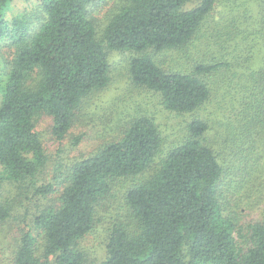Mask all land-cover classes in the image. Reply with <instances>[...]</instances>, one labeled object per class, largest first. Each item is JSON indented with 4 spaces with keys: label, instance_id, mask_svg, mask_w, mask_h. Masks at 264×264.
<instances>
[{
    "label": "trees",
    "instance_id": "trees-1",
    "mask_svg": "<svg viewBox=\"0 0 264 264\" xmlns=\"http://www.w3.org/2000/svg\"><path fill=\"white\" fill-rule=\"evenodd\" d=\"M14 1L0 0V45L15 49L0 75V178L49 203L13 264H264V215H246L264 186V0H116L104 17L109 0H37L8 18ZM171 52L187 62L158 60ZM112 53L184 119L182 136L136 107L114 140L48 180L38 119L67 139L112 83ZM10 218L0 200V225ZM101 224L105 252L91 262L82 242Z\"/></svg>",
    "mask_w": 264,
    "mask_h": 264
},
{
    "label": "rangeland",
    "instance_id": "rangeland-1",
    "mask_svg": "<svg viewBox=\"0 0 264 264\" xmlns=\"http://www.w3.org/2000/svg\"><path fill=\"white\" fill-rule=\"evenodd\" d=\"M116 0H109L108 5L100 13L101 17L107 14ZM37 5V0H15L8 12V18H13L23 10L32 13ZM33 25L39 22L33 18ZM14 48L9 44L0 45V75L2 67L8 61H11ZM162 64L176 67L187 60L180 58L177 53L171 52L157 56ZM112 67V83L106 89L92 96L85 101L84 106L76 119L71 134L64 141H59L52 134V119L48 116H41L38 119L37 131L42 135L46 154L49 159L48 167L45 171L47 179L50 180L59 165H67L70 161L81 160L94 153L105 142L114 140L116 137L120 122L123 117L129 116L136 107L140 110H146L153 114L157 123L170 140L182 136L183 118H179L165 111L158 100L148 96V93L142 91L131 83L128 79L126 70L127 55L112 53L110 56ZM1 101V95H0ZM139 110V109H138ZM128 113V114H127ZM78 139V142L75 141ZM1 171V168H0ZM1 176V175H0ZM251 198L256 199L246 215L249 218H258L264 215V186L260 184L253 186ZM115 199V198H114ZM114 199L111 202H116ZM0 200L9 206L11 218L0 225V264H13L16 248V239L19 233L28 224H32L34 216L42 209L49 199L40 198L34 192H19L17 187L0 178ZM116 200L119 201V196ZM111 206L110 210H114ZM105 214V213H104ZM112 214H105V219L110 218ZM245 216V215H244ZM104 226L99 228L82 242V247L87 254V259L91 262L97 261L103 257L105 252Z\"/></svg>",
    "mask_w": 264,
    "mask_h": 264
}]
</instances>
